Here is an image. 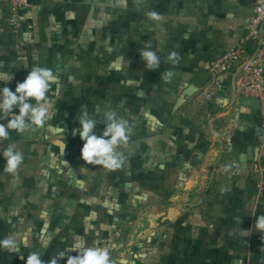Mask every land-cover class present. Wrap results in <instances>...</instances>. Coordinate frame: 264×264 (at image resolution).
Segmentation results:
<instances>
[{"label":"crops","instance_id":"0c3cea01","mask_svg":"<svg viewBox=\"0 0 264 264\" xmlns=\"http://www.w3.org/2000/svg\"><path fill=\"white\" fill-rule=\"evenodd\" d=\"M59 1L32 5L22 42L0 1V88L15 91L34 66L58 78L48 92L53 118L36 132L12 131L0 141V221L17 234L64 240L65 252L85 248L83 236L104 235L107 249L122 255L114 254L113 264H261L264 233L255 219L264 215V171L254 163L264 168V121L237 98L246 68L226 74L212 102L185 93L212 59L241 41L249 5L96 0L91 34L70 36L76 46L67 49L69 36L46 33L60 17ZM146 49L160 57L156 70L146 67ZM173 51L178 63L168 60ZM85 108L98 136L105 113L128 122L121 169L81 158L83 141L73 130ZM9 144L24 156L15 179L4 171Z\"/></svg>","mask_w":264,"mask_h":264},{"label":"clouds","instance_id":"9594fccd","mask_svg":"<svg viewBox=\"0 0 264 264\" xmlns=\"http://www.w3.org/2000/svg\"><path fill=\"white\" fill-rule=\"evenodd\" d=\"M148 16L156 21L162 17L156 12L148 13ZM146 61V67L156 70L160 66V57L155 51L144 50L141 53ZM168 60L178 63L179 54L170 52ZM170 77L171 72L163 74ZM12 79L8 77L4 83ZM57 76L53 70L47 67L34 66L23 80L18 82L15 91L9 87L0 88V121L7 120V123H0V141L10 139V133L27 134L42 129L45 124L55 115L54 105L48 96L52 85L57 82ZM18 109V114L14 113ZM80 127L73 130V135L79 134L83 141L81 148V158L89 165L102 166L109 171L121 169L124 164L123 155L118 149L124 147L129 141L128 122L119 118L115 112L105 113L106 126L101 135L94 131L96 120L89 117L86 108L78 118ZM6 158L4 171L14 179L18 177L20 166L24 162L22 152L16 149L14 144H9L3 150ZM255 229L264 233V215L255 219ZM0 248L9 252H19V247L12 237H5L0 240ZM71 251H76L77 255L68 256L66 264H113L110 251L102 247H86L83 249L73 246ZM64 253L58 257H53L49 264H58L63 259ZM25 264H44L38 252H31L27 255Z\"/></svg>","mask_w":264,"mask_h":264},{"label":"built area","instance_id":"2783aa9c","mask_svg":"<svg viewBox=\"0 0 264 264\" xmlns=\"http://www.w3.org/2000/svg\"><path fill=\"white\" fill-rule=\"evenodd\" d=\"M0 1L8 6L9 21L14 30L21 31L25 14L32 4L28 0ZM249 8L241 41L210 61V79L199 92L204 100L214 101L224 86V76L232 73L237 66H244L246 75L237 87V98L247 96L259 99L261 106L258 110L264 121V0H256ZM254 168L264 171L258 161L254 163Z\"/></svg>","mask_w":264,"mask_h":264},{"label":"rangeland","instance_id":"374dc122","mask_svg":"<svg viewBox=\"0 0 264 264\" xmlns=\"http://www.w3.org/2000/svg\"><path fill=\"white\" fill-rule=\"evenodd\" d=\"M98 2H101L99 0ZM96 0H61L59 1V4L57 3V6L54 7V10L59 11V19L57 17L54 25L56 26H48L46 33H52L56 35H66L71 36L72 38L77 35H89L92 32L93 26H91L92 22H94L93 18L90 15H96L95 12L97 10L100 11L99 5H96ZM102 12V10H101ZM11 26V30L13 35H15L19 42H22V39L24 38L25 29L23 28L21 31H15L13 28V25L9 23ZM83 25V26H82ZM24 26V23L22 24ZM101 26L99 27V29ZM137 31V27L132 26L131 28V34H135ZM42 33V32H41ZM28 34V31L26 32V35ZM70 37V38H71ZM69 39L70 43H68V48H74V39ZM57 45V43H56ZM20 47L29 48L28 44L26 43H19ZM56 49L59 50L58 46H56ZM87 62H90V60H86ZM91 80V75L87 74V81ZM5 237H12L18 247L19 252H9L7 250H4L0 248V264H25L27 255H29L31 252H38L41 255V259L44 261V264H49V262L52 260L53 257H58L60 253H64L65 256L63 259H60L58 261V264H66L67 256L66 253H70V256L77 255V252H69V251H62V246L64 240L60 239H50L45 238L43 236H29V235H23V234H17L15 233L10 225L6 223L5 221H0V240L4 239ZM84 238V246L86 247H102L107 248L108 243L111 241L107 240V237L104 235H88L83 236ZM109 239V238H108ZM80 241V240H79ZM65 242H68V240ZM76 242L75 238L71 241V244H74ZM112 246V244H109ZM117 251H116V250ZM112 249L110 251V256L115 254L117 255V258H119L118 254V248ZM135 254V253H134ZM132 253V256H129V258H135V262L138 259L137 255H134ZM231 254V253H228ZM227 254V255H228ZM119 264V263H118ZM261 264H264L261 261Z\"/></svg>","mask_w":264,"mask_h":264},{"label":"water","instance_id":"95a60500","mask_svg":"<svg viewBox=\"0 0 264 264\" xmlns=\"http://www.w3.org/2000/svg\"><path fill=\"white\" fill-rule=\"evenodd\" d=\"M28 2L32 5H38L42 2V0H28ZM241 4L243 5H251L252 3L256 2V0H240ZM210 79V72L209 70H204L199 72L195 78L192 80L189 88L185 91L188 96H193L194 94L198 93L201 88L209 81ZM240 103L250 106L255 109H260V101L257 98L242 96L240 98Z\"/></svg>","mask_w":264,"mask_h":264}]
</instances>
